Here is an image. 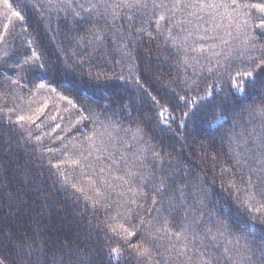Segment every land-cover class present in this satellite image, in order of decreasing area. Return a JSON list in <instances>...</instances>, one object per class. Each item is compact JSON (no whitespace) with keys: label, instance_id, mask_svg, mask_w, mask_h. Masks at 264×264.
Listing matches in <instances>:
<instances>
[{"label":"snow or ice","instance_id":"6c2138e0","mask_svg":"<svg viewBox=\"0 0 264 264\" xmlns=\"http://www.w3.org/2000/svg\"><path fill=\"white\" fill-rule=\"evenodd\" d=\"M26 6L0 0V143L32 144L41 167L47 158L61 189L91 209L86 224L103 243L94 248L77 234L53 246L40 239L39 224L13 233L3 222L25 197L0 183V264H121L126 255L136 264H264V234L252 231L259 224L264 233V0H33L45 33L59 34L61 21L66 28L55 57L30 27ZM153 56L175 74L153 70ZM65 67L79 69L89 87L130 81L152 111L133 116L128 102L118 109L107 98L84 102L75 85L46 79ZM205 69L217 84L227 79L237 92L260 93L225 129L226 152L211 150L215 136L198 145L229 208L217 209L213 189L199 174L186 179L182 161L145 127L179 129L186 139L200 102L214 98L213 84L199 91L197 72ZM173 99L184 102L178 119ZM120 115L126 124L112 118Z\"/></svg>","mask_w":264,"mask_h":264},{"label":"trees","instance_id":"16d2710c","mask_svg":"<svg viewBox=\"0 0 264 264\" xmlns=\"http://www.w3.org/2000/svg\"><path fill=\"white\" fill-rule=\"evenodd\" d=\"M32 2L33 0H27V6L23 8L24 14L27 16L30 27L38 31V39L41 41L45 52L55 57L57 55V44L61 42L66 28L61 21L59 34L55 31L45 33L38 12L31 7ZM13 3L15 4V0H13ZM52 28H56L55 19ZM53 36L56 37L55 40L52 39ZM63 46L66 50L71 48V45L67 44L66 41ZM152 48L155 51L156 45L153 44ZM152 59L153 70L158 69L166 74L169 72L175 74V69L169 63L163 62V57L160 58L159 62L156 61L155 56ZM60 62L63 63L62 56ZM105 70L113 71L110 67ZM114 71L119 73L120 69L117 67ZM188 73L189 75L192 74L191 68L188 69ZM197 76L200 77V94L203 95L208 84H213L214 98H208L206 101L200 102L196 117L189 120V128L186 133H183L186 139H181L176 134L181 130L176 129L175 124L172 127L176 131L167 129L161 131L154 124H148L145 127L157 142H163L165 149L182 161V170L186 167L190 173L186 179L192 180L199 174L205 186L213 189L211 200L215 202L217 209L229 208L232 205V199L229 193L220 189L218 179L213 185L210 162H205L201 158V150L198 145L201 139L215 136V143L211 150L226 152V142H222V137L226 135L225 129L231 127L232 121L237 120L242 114V109L252 103L253 98H258L260 93L259 90H252L250 95L237 92L235 88L229 87L227 79L217 84L215 78L206 69L197 72ZM46 79L53 80V83L57 84L58 87V81H65V86L69 83L75 85L72 94L78 92L84 102L95 101L104 104L107 98L114 102L112 107L117 109L122 103L128 102L132 106L133 116L152 111L151 102L144 98L141 93H138L136 86L130 81L111 80L101 88L89 87L86 77L80 76L79 69L73 70L68 67H65L64 71L56 73L54 78L49 76ZM148 86L153 89V94H158L157 90L160 89L158 83L150 82ZM191 95H196V93L193 92ZM172 106L176 109L175 117L178 119L181 109H184V102L173 99ZM221 111L224 112V116L221 119L213 120L212 116L219 115ZM112 118L124 120L123 115L113 116ZM124 122L126 124L127 120H124ZM85 127L90 129L91 125L85 124ZM83 132L84 128H81L79 133L73 131L69 134V137L79 136ZM13 139L15 140V134ZM5 148L8 149L7 152H5ZM32 148V144L23 140L10 146L0 143V183L13 191H20L25 197L20 212L16 217L6 218L3 222L4 226L13 233L19 234L21 231L30 230L34 225L39 224L43 229L40 239L47 244L55 246L62 242L65 237H71L75 241V236L79 234L82 239L97 248L103 243V236L102 234L98 236L97 232L90 229L86 224L88 217L92 215L91 209L88 211L83 210V200L77 206L69 195L73 190L70 187L67 190L61 189L60 183L57 182V176L54 174L55 169L48 167L47 158H45L43 167H41L39 161L33 156ZM66 170L72 172L70 166ZM77 174L78 170L77 173H73V175ZM100 219H103V215H100ZM241 219L243 221L248 218L245 216ZM252 231L257 239L261 234H264L259 224ZM0 251H3V249H0ZM121 264H136V260L134 257L126 255Z\"/></svg>","mask_w":264,"mask_h":264}]
</instances>
